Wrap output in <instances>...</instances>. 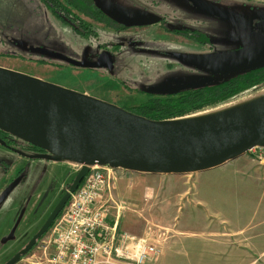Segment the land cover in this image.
<instances>
[{
    "label": "rangeland",
    "instance_id": "374dc122",
    "mask_svg": "<svg viewBox=\"0 0 264 264\" xmlns=\"http://www.w3.org/2000/svg\"><path fill=\"white\" fill-rule=\"evenodd\" d=\"M60 1L89 24L92 34L82 36L74 32L41 0H0V52L6 53L0 54V66L121 107L148 98L136 90L154 84L193 83L198 75H181L177 65L169 71L167 59L148 55L150 51L136 52L133 48L121 50L112 71L74 67L34 49L42 47L77 59L101 46L109 49L111 44L128 39H133L136 47L153 48L161 54L173 50L201 51L206 46L207 53L232 51L264 41V0H209L245 17L250 25L185 14L183 9L204 14L188 0H116L127 6H142L163 16L171 27H189L195 34H204L209 40L203 46L165 31L164 25L160 24L121 30L106 21L88 17L86 12L66 0ZM121 83H126V87ZM135 85L141 86L135 89ZM263 86L244 90L201 112L230 103ZM27 154L37 158L22 170L26 158L19 156L20 161L16 163L17 154L0 144V264L24 248L42 227L79 169L75 163L53 160L47 153L31 151ZM116 174L117 179L123 176L124 181L129 179L131 183L135 179L141 180V188L128 198L133 203L124 200L127 211L140 214L141 232H128L124 227L122 232L144 236L156 247V259L145 264L264 263V147L252 148L203 172L146 174L122 171ZM11 184L15 186L4 195ZM122 196L125 197L124 193L119 192L121 199ZM18 219L13 237L7 239ZM37 243L17 264L49 263L51 250L45 255Z\"/></svg>",
    "mask_w": 264,
    "mask_h": 264
},
{
    "label": "water",
    "instance_id": "95a60500",
    "mask_svg": "<svg viewBox=\"0 0 264 264\" xmlns=\"http://www.w3.org/2000/svg\"><path fill=\"white\" fill-rule=\"evenodd\" d=\"M191 1L214 17L251 24L232 10ZM92 2L112 21L127 28L158 24L162 19L156 13L116 0ZM34 51L75 67L113 68L108 51L92 61L85 55L77 60L42 47ZM177 58L209 74L227 75L264 67V41L245 49L177 54ZM211 80L209 76L198 77L193 83L154 84L144 90L174 93ZM193 115L147 118L101 98L0 66V130L44 150L53 160L79 165L68 190L42 227L3 264H17L49 232L90 166L146 174H188L216 168L254 147H264V96L215 113ZM19 221L7 239L13 237Z\"/></svg>",
    "mask_w": 264,
    "mask_h": 264
},
{
    "label": "built area",
    "instance_id": "2783aa9c",
    "mask_svg": "<svg viewBox=\"0 0 264 264\" xmlns=\"http://www.w3.org/2000/svg\"><path fill=\"white\" fill-rule=\"evenodd\" d=\"M122 171L89 167L49 232L37 243L45 255L51 250L50 264H145L156 259L158 250L147 238L122 232L118 212L123 206L105 196L116 173Z\"/></svg>",
    "mask_w": 264,
    "mask_h": 264
},
{
    "label": "trees",
    "instance_id": "16d2710c",
    "mask_svg": "<svg viewBox=\"0 0 264 264\" xmlns=\"http://www.w3.org/2000/svg\"><path fill=\"white\" fill-rule=\"evenodd\" d=\"M41 1H43L46 7L50 9L55 16L68 24L74 32L82 36H90L92 34V29L89 24L79 19L70 11L69 7L60 0ZM66 2L72 4L73 7L86 12L88 17L99 21H109L114 23L95 7L92 0H66ZM163 25L167 32H182L188 38L203 44L207 43L209 40L204 34H195V32H191L189 28V30L180 29L179 31L177 30L178 28L171 27L170 25H167L166 22H164ZM0 54L5 55L6 53L1 51ZM209 76L212 78L211 82L203 86L187 88L174 93L156 95L145 90H139L140 93L145 94L148 98H145L144 101L138 104H133L129 107H122L151 119H174L193 115L201 112L206 107L226 102L244 90L264 84V67L227 75L209 74ZM0 144L17 155L25 157L29 161L37 157H28V154L25 155L26 152L30 153L31 151H35L38 153H45L44 150L25 143L1 130ZM23 169L24 167L22 170Z\"/></svg>",
    "mask_w": 264,
    "mask_h": 264
},
{
    "label": "flooded vegetation",
    "instance_id": "af4514ba",
    "mask_svg": "<svg viewBox=\"0 0 264 264\" xmlns=\"http://www.w3.org/2000/svg\"><path fill=\"white\" fill-rule=\"evenodd\" d=\"M199 2H204V3H207V4H210V5H214V6H217V7H220V8H223V7H221L219 4H214L213 2H210L209 0H198ZM188 2L189 3H191L193 6H195L196 8H198V9H200L199 8V6H197V5H195L191 0H188ZM216 2V1H215ZM138 8H142V6L141 7H138ZM142 9H145V8H142ZM224 9V8H223ZM225 9H227V8H225ZM147 10V9H146ZM184 10V12H185V14H193V15H198V16H201L202 18H204V17H211V18H213V19H217V20H223V19H221V18H217V17H214V16H212L211 14H208V13H206V12H204L203 10H201L204 14H202V13H194V12H190V11H188V10H185V9H183ZM227 10H229V9H227ZM207 15V16H206ZM202 20V19H201ZM166 21V19L162 16V19H161V21L158 23V24H160V25H162L163 26V23ZM225 21V20H224ZM114 22V21H113ZM111 24V25H113V26H115V27H117V28H120L121 30H128V29H130V28H138V27H129V28H127V27H125V26H123V25H120V24H117L116 22H114V23H111V22H109V21H106V24ZM120 26H122V27H120ZM143 27H145V26H143ZM189 27H178V29L177 30H179L180 31V29H188ZM164 30H165V28H164ZM166 31V30H165ZM170 33V32H169ZM174 35H177V36H181V37H183L184 39H186L187 41H191V43H197L198 45H200V46H203V43H200V42H198V41H195V40H193V39H190V38H188L185 34H183L182 32L181 33H173ZM104 46H101V48L99 47V48H97V49H94V50H91V53L89 54V55H85V58L86 59H88V60H96L97 59V57L100 55V53L101 52H104V51H108L109 53H110V55H111V58H112V62H113V68H114V66H115V63H116V58L118 57V55L121 53V50L122 49H128V48H133V49H135L136 50V52H138V51H150L149 53H147L148 55H152V56H160L162 59H164V60H166V63H167V68H168V70L170 71L171 69H172V67L174 66V65H177L178 66V71L179 72H181L182 74L181 75H191V74H196V75H198V77L199 78H201V77H206V75H207V71H204V70H201V69H199V68H196V67H193V66H189V65H186V64H184L182 61H180L178 58H177V54H185V53H200V54H207V46L204 48V50H201V51H191V52H177L176 50H173V51H166V53L165 54H161V53H158V52H156V50L155 49H153V48H151V49H148L147 47H138V45H137V47H136V42L133 40V39H128L127 41H119V42H117V43H115V44H111V47H109V49H107V48H103ZM209 47H211V45H209ZM153 50V51H152ZM212 50V49H211ZM124 52V51H123ZM123 52H122V54H123ZM218 51H216V50H212V52H210V53H217ZM82 56L83 55H80L78 58H77V60H80L81 58H82ZM169 59H172V60H169ZM73 66V65H72ZM75 67V66H74ZM112 68V69H113ZM95 69H100V70H104V69H106V68H95ZM112 69H106V70H111L112 71ZM121 84H123V85H125L124 87H126V83H121ZM141 85H135V89H139V87H140ZM129 88H130V86H128ZM145 89V88H144ZM144 89H139V90H144ZM139 90H136V91H138L139 92ZM140 93V92H139ZM141 94H143V93H141ZM17 156H19V155H17ZM31 161V160H30ZM30 161L29 160H25V162H24V164H23V166H22V168L25 166V165H27V164H29L30 163ZM21 168V169H22ZM15 178V177H14ZM14 178H11V180L12 179H14Z\"/></svg>",
    "mask_w": 264,
    "mask_h": 264
},
{
    "label": "crops",
    "instance_id": "0c3cea01",
    "mask_svg": "<svg viewBox=\"0 0 264 264\" xmlns=\"http://www.w3.org/2000/svg\"><path fill=\"white\" fill-rule=\"evenodd\" d=\"M99 98V97H98ZM20 157L16 155V163H18V159ZM123 176H120L118 179L115 176L114 180L111 182L110 185V190H109V194H106V198L108 199V196H110L113 201L115 197V199H117V201L122 204L123 208L121 210H119V227L121 230H123L122 227H124L125 231H130V232H136V233H140L141 232V223L139 222L140 219V214H135L133 213V211H127L126 207L127 204L125 202H129L131 203L132 201H130L128 198L133 196L134 193L136 191H138L141 188V180L140 179H135L136 181L133 180V182L131 183V180H126L124 181L122 179ZM119 192L124 193L125 197H123V199H121V197H119ZM125 200V202H124ZM133 203V202H132ZM112 215L114 214V209L111 210ZM144 231H145V227H144ZM45 258V256H44ZM47 259V258H45ZM46 261V260H45ZM46 264H50V263H46Z\"/></svg>",
    "mask_w": 264,
    "mask_h": 264
},
{
    "label": "bare ground",
    "instance_id": "6f19581e",
    "mask_svg": "<svg viewBox=\"0 0 264 264\" xmlns=\"http://www.w3.org/2000/svg\"><path fill=\"white\" fill-rule=\"evenodd\" d=\"M264 96V86L263 87H259V89H256L255 91H252V92H249L248 94L236 99V100H233L232 102L230 103H227V104H224L220 107H216L214 109H210L208 111H205V112H199L197 114H194L193 116H199V115H207V114H211V113H215V112H218V111H222V110H225V109H228L230 107H234V106H237V105H241V104H244V103H247L249 101H252L254 99H257L259 97H263Z\"/></svg>",
    "mask_w": 264,
    "mask_h": 264
}]
</instances>
